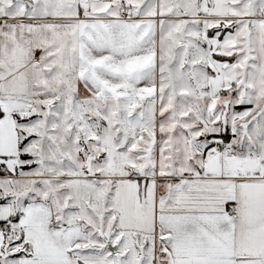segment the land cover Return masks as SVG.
<instances>
[{"label":"snow or ice","instance_id":"obj_1","mask_svg":"<svg viewBox=\"0 0 264 264\" xmlns=\"http://www.w3.org/2000/svg\"><path fill=\"white\" fill-rule=\"evenodd\" d=\"M0 264H264V0H0Z\"/></svg>","mask_w":264,"mask_h":264}]
</instances>
